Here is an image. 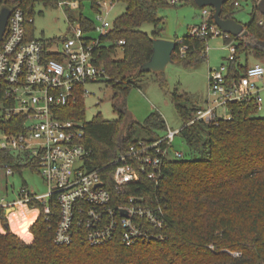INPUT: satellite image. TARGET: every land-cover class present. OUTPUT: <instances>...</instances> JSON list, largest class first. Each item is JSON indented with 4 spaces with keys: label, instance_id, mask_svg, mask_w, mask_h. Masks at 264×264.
Masks as SVG:
<instances>
[{
    "label": "trees",
    "instance_id": "trees-1",
    "mask_svg": "<svg viewBox=\"0 0 264 264\" xmlns=\"http://www.w3.org/2000/svg\"><path fill=\"white\" fill-rule=\"evenodd\" d=\"M34 1L7 0L26 9ZM235 1L228 0L223 6L224 18L233 17L230 10ZM254 2L252 18L244 24L246 36H231L237 50L229 67V81L249 67L239 62L241 55L246 61L249 57L264 61V27L259 24L264 15L256 7L257 0ZM127 3L125 13L114 22L110 33L101 37L102 44L95 50V64L104 71L99 80L112 90L118 117L108 120L97 114L94 120L85 121L84 101L67 110V116L85 121V144L91 151L87 167L104 168L106 175L112 174L114 160L140 141L136 138L139 131L149 134L165 127V119L157 112L150 113L143 123L128 114L126 95L135 84L131 79L143 74L138 70L153 54L152 38H158L140 27L145 22L157 23L158 9L166 2ZM79 22L84 32L94 28V22L82 14ZM29 29L30 34L34 32L33 25ZM119 39L125 43L118 45ZM207 41L187 34L182 37V44L189 47L187 53L181 56L178 45L176 55L186 65L196 66L207 58ZM172 96L186 123L180 135L191 152L181 159L167 160L157 183L141 182L149 185L148 191L169 217L164 240L131 247L120 240L99 246L78 240L58 245L42 206L35 222L21 225L20 234L7 226L10 210L0 207V264H264V117L258 115L255 99L231 102L230 117L222 116L213 123H190L195 118L191 114L194 109L181 103L176 92ZM0 153L4 161L15 165L13 156ZM235 252L241 255L234 256Z\"/></svg>",
    "mask_w": 264,
    "mask_h": 264
},
{
    "label": "built area",
    "instance_id": "built-area-1",
    "mask_svg": "<svg viewBox=\"0 0 264 264\" xmlns=\"http://www.w3.org/2000/svg\"><path fill=\"white\" fill-rule=\"evenodd\" d=\"M61 6L67 0H53ZM177 6L185 0H165ZM113 3L98 2V19L94 29L99 38H90L79 25L75 38H67L56 46L30 34L34 17L28 8L0 0V14L9 9L8 21L0 41V151L21 163L31 164L49 185L47 194L37 195L23 188L19 199L0 207L13 208L18 204L38 203L43 217L54 230L58 245L83 241L99 246L120 240L131 247L137 243L162 241L170 225L164 206L148 191L149 185L163 176L164 163L181 159L184 154L174 148V140L181 130L169 129L161 139L132 144L129 152L120 154L113 162L112 174L106 169L91 170L87 159L91 151L85 144L84 119L67 116V110L86 103L93 94L88 85L99 81L103 69L95 64V50L102 44L114 23L108 21ZM236 7L240 1H235ZM202 22L191 26V38L209 40L223 36L230 50L229 62L235 59L237 47L231 33L224 32L214 21L213 10L203 8ZM264 27V18L259 21ZM124 39L117 41L118 45ZM179 54L184 56L188 46L179 39ZM207 45L204 53L207 54ZM230 64L211 68L208 76L214 106L199 109L196 120L209 123L222 117L218 108L231 102L255 99L257 110L264 106L258 82L264 80V66L256 63L237 79L227 78ZM7 174L15 170L5 162ZM109 183V184H108ZM111 184V185H110ZM240 256L235 252L234 256Z\"/></svg>",
    "mask_w": 264,
    "mask_h": 264
},
{
    "label": "rangeland",
    "instance_id": "rangeland-1",
    "mask_svg": "<svg viewBox=\"0 0 264 264\" xmlns=\"http://www.w3.org/2000/svg\"><path fill=\"white\" fill-rule=\"evenodd\" d=\"M75 1L78 2L76 9L73 7ZM99 1L113 3L108 16V21L112 23L125 13L128 5L127 0H71L69 5L63 6L53 1H34L28 6V11L34 17L33 27L36 38L45 40L49 44L52 43L50 46L53 47L62 40L75 38L74 30L81 25L80 14L91 22L96 21L97 24H100L96 4ZM239 1L240 6H235L230 11L240 23L246 24L252 18L255 2L254 0ZM203 8H207L209 11L213 10L212 6H200L196 0H185L183 4L177 6L162 5L157 12L160 20L157 23L145 22L140 30L151 36L156 35L158 38L162 37L178 43L179 39L188 34L191 26L202 22ZM73 18L74 20H72ZM101 33L93 28L86 34L93 39L99 38ZM207 49V58L198 62L196 66L186 65L175 52L176 58L173 62L168 63L162 72H145L131 79L135 84L126 95L128 114L141 123L152 112H157L165 119L164 129H157L154 133L149 134L139 131L136 135L137 139L158 140L163 138L169 129L179 130L186 125L185 120L177 111L176 102L172 96L175 92L179 95L181 103L194 109L191 114L195 117L200 108H206L203 106L208 104L214 106L215 103L212 102L214 97L210 94L208 76L211 68L230 64L228 60L230 50L223 36L209 39ZM119 56L123 57L122 51ZM239 62L245 65H254L258 62L264 66V61L255 60L253 57H249L246 61L244 55H241ZM258 87L260 88L259 94L264 99V80L258 82ZM88 88L93 94L85 99V121L94 120L97 114H100L104 119H116L118 116L114 110L113 92L107 87V83L103 80L95 81V83L89 84ZM225 112V106L218 108L219 115L226 116ZM258 112V115L264 117V106ZM2 138L3 129H0V140ZM173 145L175 150L183 152L184 155L191 152L181 135L176 136ZM5 162L0 157V204L18 200L23 188L33 194H47L49 185L33 165L14 159L15 165L12 164V166L15 171L9 176L4 167ZM9 210L8 220L13 233L17 234H20L21 225L24 222L33 223L41 214V207L38 203L18 204Z\"/></svg>",
    "mask_w": 264,
    "mask_h": 264
},
{
    "label": "water",
    "instance_id": "water-1",
    "mask_svg": "<svg viewBox=\"0 0 264 264\" xmlns=\"http://www.w3.org/2000/svg\"><path fill=\"white\" fill-rule=\"evenodd\" d=\"M200 6H212L213 18L215 23L226 33H231L234 36L245 37L248 33L244 24L240 23L236 18L223 17V6L228 0H196ZM257 9L264 15V0H257ZM9 9H4L0 14V41L3 38L8 21ZM153 41V54L146 60L139 68L140 73L145 72H162L166 69L168 63L173 62V55L178 48V43L165 38H152ZM9 226V223H7Z\"/></svg>",
    "mask_w": 264,
    "mask_h": 264
},
{
    "label": "crops",
    "instance_id": "crops-1",
    "mask_svg": "<svg viewBox=\"0 0 264 264\" xmlns=\"http://www.w3.org/2000/svg\"><path fill=\"white\" fill-rule=\"evenodd\" d=\"M67 1H69V2L71 3V0H67ZM70 3H69V4H70ZM69 4H66V5H69ZM73 7H74V9L78 8V2H77V1L74 2ZM93 22H94V21H93ZM33 33H34V32H33ZM34 35H35V33H34ZM257 63H258V62H257ZM249 66H251V65H249ZM209 106H210V105L208 104V105L203 106V107H204V108H205V107L208 108ZM206 108H205V109H206ZM200 109H201V108H200ZM182 128H183V127H182ZM182 128H181V129H182ZM181 129H179V130H181ZM177 130H178V129H177ZM9 224H10V223H9ZM10 226H11V225H10Z\"/></svg>",
    "mask_w": 264,
    "mask_h": 264
}]
</instances>
